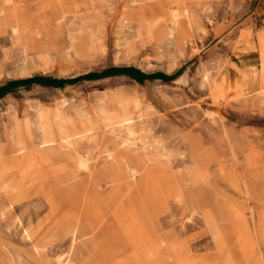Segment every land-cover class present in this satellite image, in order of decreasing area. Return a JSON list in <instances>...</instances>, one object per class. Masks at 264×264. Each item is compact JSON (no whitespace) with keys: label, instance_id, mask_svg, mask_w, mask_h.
<instances>
[{"label":"rangeland","instance_id":"rangeland-1","mask_svg":"<svg viewBox=\"0 0 264 264\" xmlns=\"http://www.w3.org/2000/svg\"><path fill=\"white\" fill-rule=\"evenodd\" d=\"M15 1L23 24L0 31V88L111 68L175 76L21 85L0 97V149H11L19 130L38 144L45 122L68 118L93 128L67 148L87 171L58 179L50 167L20 170L19 202L11 206L14 194L0 192V264H264V93L229 87L224 99L213 100L203 79L218 68L238 67L244 79L255 72L246 39L264 33V0H160L166 13L185 7L200 27L186 45L190 35L180 36L179 52L166 29L124 16L139 0H109L82 19L62 17L58 0ZM123 117L131 135L107 126ZM156 147L166 168L153 161L134 176L123 168L115 185L90 175L108 153L126 148L144 160L136 162L141 169L143 154L155 158ZM193 163L210 171L194 185ZM243 176L246 188H238ZM179 187L194 205L178 207Z\"/></svg>","mask_w":264,"mask_h":264},{"label":"crops","instance_id":"crops-1","mask_svg":"<svg viewBox=\"0 0 264 264\" xmlns=\"http://www.w3.org/2000/svg\"><path fill=\"white\" fill-rule=\"evenodd\" d=\"M12 1L13 5L3 7V0H0V8H3V13H0V31L7 26H10L12 30H16L17 27L20 28L23 24V18L20 15L18 16L16 12L17 3L15 0ZM108 1L109 0H58V7L60 8V14L62 17L72 15L75 18L82 19L98 14L101 7ZM163 8V3L160 0H156L154 2H143L142 0H139L137 5L130 4L125 6L123 14L125 17H127L129 22L137 23L138 25L145 26L149 29L159 30L160 28H166L167 20L169 19V15L171 13V11L169 13L164 12ZM173 28L176 30L177 36L175 41L170 43H174L172 47H174V49L178 52V39H182L180 36L190 35V37H186V45L193 40L195 34L200 29L199 25L195 24L192 20L190 21L189 26L183 19L178 21ZM220 34H222V32ZM246 41L249 42H247V44L249 45L250 50L254 52V54L256 52L254 55L256 57L255 64L257 67H255V72H253V75H249L247 79H244L241 76L238 67L231 68L230 70L218 68L215 77L209 76L208 81L204 79L203 75V79L207 82L206 85L208 92L214 100L215 97L216 100L224 99L226 97L225 94L228 90L226 85L225 90L222 93L224 97L222 95V97H219L217 94H214L215 92L212 91L216 84H220V79L223 74L225 77H229L230 83H233L231 90L234 92L236 91L240 94L249 92L258 94L264 93V91L261 90L257 91L258 88L264 86V33L259 35L256 40H252L248 36ZM254 73L256 75H254ZM120 119L128 118L123 117L119 119L108 120L107 126H109L111 131H120L119 129L115 128V126L119 125L118 123ZM104 128L102 129L104 130ZM92 130L93 128L91 124L84 123L82 121L71 120L68 118L60 119L58 122H45L39 126L40 138L38 144H35L33 141H31L30 137L25 131L19 130V139L17 138L18 141L12 145L11 149H0V192L11 194L22 192L20 189L21 183L19 181V178L21 177V174L19 173L20 170L31 171L35 169H42L43 167H50L53 169V175L55 178L61 179L78 177V173L81 172V170L78 168L77 163L78 158L81 157L78 153H75L73 156H71V154H69L67 151V148L76 140L88 138ZM200 146L202 147L201 143L193 141V148ZM112 152H115V160L120 162L122 166L128 164L131 169H135L137 171L141 170L137 166L136 162L139 159L144 163V160L137 155L131 154L132 152L129 148ZM9 154H13V156H8ZM129 163H131V165H129ZM246 163L247 167H251L248 162ZM104 164L105 159L100 163V167L96 172L103 171L102 168ZM194 166L195 168L192 170L194 174H199L204 178L208 177V174L210 173L209 170L204 168L202 169L197 165ZM105 171H110L113 173L117 171V169L114 165H111V167H108V170ZM151 173H155V170H151L149 174ZM244 177L245 176H243L242 179L243 184L239 185L238 188H246V181ZM176 193L179 197L180 194H185L186 192L177 190ZM183 200V203L178 205V207H188V205H194V198L192 197L185 196L183 197Z\"/></svg>","mask_w":264,"mask_h":264},{"label":"bare ground","instance_id":"bare-ground-1","mask_svg":"<svg viewBox=\"0 0 264 264\" xmlns=\"http://www.w3.org/2000/svg\"><path fill=\"white\" fill-rule=\"evenodd\" d=\"M180 1H182V0H180ZM2 4H3V7H7V6H11V5H13V1L12 0H3V2H2ZM0 13H3V8H0ZM185 20L186 21V23L190 26V21H191V18L189 17V14H188V11H187V9L185 8V7H182L180 10H173V11H171V13H170V15H169V19L167 20V26H166V36H167V39H168V41L169 42H174L175 41V38H176V36H177V34H176V30L173 28L174 27V25L178 22V21H180V20ZM13 31H15V29H13ZM262 40V39H261ZM248 42V41H247ZM118 43V42H117ZM249 43V42H248ZM253 43H255V42H253ZM252 43V44H253ZM252 46V45H251ZM262 49V48H261ZM254 53V52H253ZM255 54H256V52H255ZM254 54V55H255ZM240 57V56H239ZM256 67V66H255ZM257 68V67H256ZM255 68V69H256ZM263 69H264V64H263ZM251 75V74H250ZM252 75H253V73H252ZM254 75H256L255 73H254ZM263 76V75H262ZM208 77H209V75L208 74H204V79L206 80V81H208ZM254 77V76H253ZM252 77V78H253ZM256 78V77H255ZM251 81V80H250ZM254 82V81H253ZM182 83V82H181ZM207 83V82H206ZM252 83V82H251ZM256 83H257V81H256ZM255 83V84H256ZM225 85L227 86V89H229V87H230V89L233 87V83H230V81H229V77L227 76V77H225V75L223 74L222 76H221V79H220V84H216L214 87H213V90L212 91H214V90H217L216 92H218V93H220L219 92V90L220 91H222V90H224L225 89ZM259 87V86H258ZM245 88V87H244ZM254 89V88H253ZM259 90H261V91H264V88H262V87H260V88H258L257 89V91H259ZM223 92V91H222ZM236 92V91H235ZM222 95V93H220V95H218L219 97ZM223 96V95H222ZM221 96V97H222ZM224 97V96H223ZM214 100V99H213ZM215 100H216V97H215ZM119 125L118 126H115V128L116 129H119L120 131H122V130H125L128 134H132V130H131V128H130V120H128V119H120V121H119V123H118ZM91 130V129H90ZM88 132V131H87ZM86 132V133H87ZM158 148L159 147H156V148H154V151L153 152H155V158H154V156L153 157H151V155H150V153L149 154H147V153H144L143 154V156H144V158H145V160H147V163H146V165L145 166H142L141 165V171H137V170H135V169H131L129 166H128V164L127 165H125V166H122L121 165V163L120 162H117L116 160H115V152H111V153H108L106 156H105V164H104V166H103V171H101V172H94V173H90V175L91 176H94V177H97L98 179H100L101 181L102 180H105L106 181V184H113V185H115L116 184V182H119L120 180H119V177H121V171H123V168H124V170L126 171V172H130V175L131 176H134V175H144V174H146V172L145 171H143V170H145V167H148L149 165H152L153 164V161H159L161 164H163V162H162V160H161V154H159V150H158ZM126 149H128V148H126ZM150 150H152V149H150ZM161 155V156H160ZM168 155V154H167ZM180 156H183V155H180ZM169 160V159H168ZM184 160V159H183ZM165 161V160H164ZM77 165H78V168L81 170V171H87V169H88V167H87V165H86V163L83 161V159L82 158H78V163H77ZM111 165H114L115 167H116V169H117V171H115V172H110V171H105V170H108V167H111ZM164 166H165V168L167 167L166 166V164H163ZM148 169V168H147ZM101 176V177H100ZM189 177H191L192 179L190 180V182H191V184L192 185H194L195 183H196V181L197 180H199V179H202L203 177L201 176V175H199V174H194L193 172H191L189 175H188ZM172 178H173V176H171ZM146 179H147V177H146ZM133 180V179H132ZM74 182H75V184L76 183H78L79 181L78 180H76V179H74ZM137 188H138V185L137 186H135L134 187V193H136V190H137ZM75 189V188H74ZM179 191H182V192H184L183 190H182V187H179V189H178ZM185 196H187V197H190L189 196V194H188V192L186 191V193L185 194H180L179 195V197H178V204L179 203H183V197H185ZM21 199V193H16V194H14V196H13V198L11 199V203H10V205L12 206L13 204H15V203H18L19 202V200ZM12 208V207H11ZM132 210L131 209H129V208H126L125 206H123V208H122V213L124 214H126L125 215V217L127 218V217H131L132 219H134L135 217H134V215H133V213L131 212ZM138 217H139V215H138ZM102 219V218H101ZM103 221V220H102ZM15 224V223H14ZM76 239H74L73 241H75ZM172 244V243H171ZM175 244V243H174ZM170 245V244H169ZM160 246H161V242L159 241V240H157V241H155V248L156 249H158V248H160ZM155 252V251H154ZM178 258H180L179 256H178Z\"/></svg>","mask_w":264,"mask_h":264},{"label":"trees","instance_id":"trees-1","mask_svg":"<svg viewBox=\"0 0 264 264\" xmlns=\"http://www.w3.org/2000/svg\"><path fill=\"white\" fill-rule=\"evenodd\" d=\"M116 75H126L130 77L131 79H134L138 83H142L145 80H163V81H169L172 80L175 75L172 76H166L162 74H155V75H144L140 73L139 71L133 69V68H111L108 70H105L101 73H90L85 76H80L74 79L70 80H52L49 78H43V77H32L26 80L16 81L9 83L6 87L0 88V97L7 93L9 90H12L14 87L18 86H29L32 84H40L44 86H52V87H62L65 84H73L80 81H92V80H99L111 76Z\"/></svg>","mask_w":264,"mask_h":264}]
</instances>
